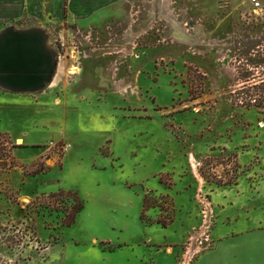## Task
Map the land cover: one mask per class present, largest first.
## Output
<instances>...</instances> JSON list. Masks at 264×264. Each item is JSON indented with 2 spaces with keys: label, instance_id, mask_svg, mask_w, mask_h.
Listing matches in <instances>:
<instances>
[{
  "label": "rangeland",
  "instance_id": "374dc122",
  "mask_svg": "<svg viewBox=\"0 0 264 264\" xmlns=\"http://www.w3.org/2000/svg\"><path fill=\"white\" fill-rule=\"evenodd\" d=\"M101 12L0 32V264H197L264 230V0ZM30 29L57 52L46 80ZM59 190L85 205L70 227L39 207ZM244 245L264 264V242L214 262Z\"/></svg>",
  "mask_w": 264,
  "mask_h": 264
},
{
  "label": "crops",
  "instance_id": "0c3cea01",
  "mask_svg": "<svg viewBox=\"0 0 264 264\" xmlns=\"http://www.w3.org/2000/svg\"><path fill=\"white\" fill-rule=\"evenodd\" d=\"M125 1L128 0H101V2H96L95 0H0V32L9 26H13L14 24L23 21L26 18L36 20V26H46L47 23H50L56 27L65 24H98L99 21L95 23H91V21L97 19L96 17L99 15V13H102L101 11L104 12L109 9L116 10L118 7H121L122 3ZM131 1L132 0H129V2ZM39 39L37 38L36 42H40ZM49 48L47 41V49L50 53H48L46 49L44 50L45 52H43V50L41 51L43 56L46 58V65L51 56H54L56 62V73L58 67L57 54H55L53 49ZM36 66L38 67L39 63ZM40 72L35 71V74ZM253 230L254 231L247 234H240L239 236H226L224 239L219 240L215 244L216 249L203 255L197 264H229V261L225 260H219L220 262L214 261L215 257H219L218 255L220 251L227 250L232 242H264V239L260 237V235L264 233V230ZM246 254L249 255L247 246L244 245L242 249L235 250L233 258L236 261L238 260L240 263H258L256 255H250L248 257ZM223 256L227 258L225 254H222L220 257ZM227 259L231 260L230 257Z\"/></svg>",
  "mask_w": 264,
  "mask_h": 264
},
{
  "label": "trees",
  "instance_id": "16d2710c",
  "mask_svg": "<svg viewBox=\"0 0 264 264\" xmlns=\"http://www.w3.org/2000/svg\"><path fill=\"white\" fill-rule=\"evenodd\" d=\"M253 89H262L264 88V79L261 80V83L258 85H252ZM254 105L257 107H264V100L258 102L254 100ZM39 207H44L49 209L51 212H59L64 214L63 225L65 227H70L76 220L77 215L84 209L85 205L81 200V197L76 192H67L64 190H59L58 192L52 193L48 196H44L39 199ZM146 203V202H145ZM146 207V204H145ZM143 221V217L141 218ZM164 227H167L163 224Z\"/></svg>",
  "mask_w": 264,
  "mask_h": 264
},
{
  "label": "bare ground",
  "instance_id": "6f19581e",
  "mask_svg": "<svg viewBox=\"0 0 264 264\" xmlns=\"http://www.w3.org/2000/svg\"><path fill=\"white\" fill-rule=\"evenodd\" d=\"M30 32L28 33L29 35L31 34V35H35L33 38H34V43H35V52L36 53H39V54H42L43 55V53H42V51L41 50H43V52H45L44 50L46 49L47 50V52L48 53H50L49 52V50L47 49V37H46V35H44V34H42V33H40V32H36V31H34V30H29ZM8 35V36H10L11 38L12 37H15V35H17V32H6L4 35ZM41 36V38H40V36ZM39 39L40 40V42H36V39ZM16 41H18V40H16ZM15 41V42H16ZM20 41V40H19ZM16 43H18V42H16ZM56 66V62H55V59H54V56H51V58L48 60V63H47V65L45 66V70H44V76H43V80H46L47 78H49V76H51L52 74H53V72H54V70H55V67ZM1 78V77H0ZM3 79V78H2ZM1 82H3L1 79H0V83ZM1 84H3V86L4 87H6L7 88V86L8 85H6V83H1ZM41 86V85H40ZM9 87H11V86H8V88ZM14 88V87H13ZM16 89V88H15ZM31 90L32 89H27L26 91H24V92H31ZM34 92V91H33ZM17 142L18 143H23V141L21 140V139H18L17 140Z\"/></svg>",
  "mask_w": 264,
  "mask_h": 264
},
{
  "label": "water",
  "instance_id": "95a60500",
  "mask_svg": "<svg viewBox=\"0 0 264 264\" xmlns=\"http://www.w3.org/2000/svg\"><path fill=\"white\" fill-rule=\"evenodd\" d=\"M11 29H12V28H11ZM8 30H9V29H8ZM8 30H6L5 33H6ZM5 33H4V34H5ZM4 34H2V35H4ZM2 35H1V36H2ZM1 36H0V37H1ZM52 77H53V76H52ZM51 79H52V78H51ZM49 82H50V81H49ZM49 82H48V83H49ZM44 86H45V85H44ZM44 86H42V87H41L39 90H37V91H41V90L44 88ZM0 87H2V86L0 85ZM2 88H3V87H2ZM10 90H11V89H10ZM13 91H16V90H13ZM16 92H19V91H16ZM20 92H22V91H20Z\"/></svg>",
  "mask_w": 264,
  "mask_h": 264
},
{
  "label": "built area",
  "instance_id": "2783aa9c",
  "mask_svg": "<svg viewBox=\"0 0 264 264\" xmlns=\"http://www.w3.org/2000/svg\"><path fill=\"white\" fill-rule=\"evenodd\" d=\"M67 149H69V146L67 147Z\"/></svg>",
  "mask_w": 264,
  "mask_h": 264
},
{
  "label": "flooded vegetation",
  "instance_id": "af4514ba",
  "mask_svg": "<svg viewBox=\"0 0 264 264\" xmlns=\"http://www.w3.org/2000/svg\"><path fill=\"white\" fill-rule=\"evenodd\" d=\"M55 54H57V52H55Z\"/></svg>",
  "mask_w": 264,
  "mask_h": 264
}]
</instances>
